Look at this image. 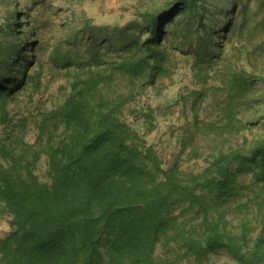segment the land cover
I'll use <instances>...</instances> for the list:
<instances>
[{
	"label": "trees",
	"instance_id": "trees-1",
	"mask_svg": "<svg viewBox=\"0 0 264 264\" xmlns=\"http://www.w3.org/2000/svg\"><path fill=\"white\" fill-rule=\"evenodd\" d=\"M248 7L237 2L231 22L215 27L197 0L138 12L122 26L85 21L48 54L65 92L52 109L36 111L33 144L25 140L27 118L15 123L10 104L21 94L34 99L45 66L20 51L10 20L0 25V127L21 129L0 139V220L8 217L10 226L0 238V264H208L217 252L233 262L215 264H264V201L257 204V233L251 219L235 230L227 218L231 202L247 191L256 198L254 187L264 185V135L249 145L230 143L252 125L264 126V45L246 31ZM229 44L236 61L225 59L222 85L207 88ZM180 55L192 58L202 85L191 92L194 125L215 143L201 173L164 165L146 139L158 126L154 109L129 110L145 132L126 118L139 89L169 75ZM209 97L221 112L218 122L200 118ZM43 155L46 181L36 173ZM179 208L194 216L181 219Z\"/></svg>",
	"mask_w": 264,
	"mask_h": 264
},
{
	"label": "rangeland",
	"instance_id": "rangeland-1",
	"mask_svg": "<svg viewBox=\"0 0 264 264\" xmlns=\"http://www.w3.org/2000/svg\"><path fill=\"white\" fill-rule=\"evenodd\" d=\"M174 0H0V25L10 20L18 44H22V53L37 56L45 66L44 86L32 101L26 94H21L17 101L10 104L11 115L15 123L27 118L25 140L36 143L38 128L35 124V113L38 109H52L61 103L65 90V80L51 70L47 64V58L54 45L60 40L73 36L85 21L95 25H107L111 27L122 26L136 18V14L147 9L156 10L166 7ZM248 1V16L246 31L252 34V41L258 45H264V0H197L199 10L206 15L208 26H222L223 22H231L236 3ZM175 5L169 8L174 11ZM229 25V24H226ZM85 42V41H84ZM37 44L40 51L33 52ZM231 44L227 46L226 54L214 66H212L211 78L206 83L209 88L214 85H222L220 77L223 74L225 59L228 62L236 61L231 53ZM241 64L250 70L251 65L247 59ZM263 69V68H262ZM192 58L177 56V66L169 75L157 77L153 85H146L139 89L136 100L129 104L125 110L127 121L135 130L145 132L142 120H136L129 110H146L151 107L155 111L157 129L146 136L149 144L154 145L161 154L164 165L171 167L178 163L184 172L201 173L208 166L210 154L215 143L198 133L195 127L192 103L193 90H199L202 85L195 78ZM259 88L256 91L259 93ZM264 91V90H263ZM262 93V92H260ZM258 94L261 95V94ZM211 97L203 103L200 109V118L206 122L220 119V111L211 104ZM262 114V112L260 113ZM142 125V126H141ZM141 126V127H140ZM141 128V129H140ZM20 128L0 127V139L8 134L16 135ZM256 135H264V126L252 125L249 130H244L238 137L231 140L234 145H242L247 140L249 145ZM230 144H226L227 148ZM195 152V154L193 153ZM47 157L42 156L36 173L41 181H46ZM241 181L251 183V175H244ZM259 196L256 198L251 191L244 192L242 197L229 204L227 218L232 223V228L237 230L239 221L247 217L253 221L257 232L262 230V224L255 217L259 201H264V185L254 187ZM185 212L184 208L175 211L176 215ZM194 212H185L181 219L193 217ZM10 231L9 218L0 220V238ZM157 256L163 255L161 248L157 250ZM233 262L222 252L209 255L208 264ZM188 264V263H187Z\"/></svg>",
	"mask_w": 264,
	"mask_h": 264
}]
</instances>
